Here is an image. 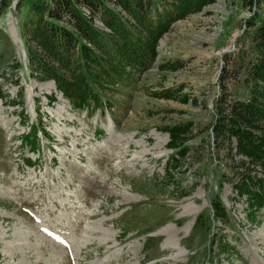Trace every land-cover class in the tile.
Segmentation results:
<instances>
[{
    "label": "rangeland",
    "instance_id": "obj_1",
    "mask_svg": "<svg viewBox=\"0 0 264 264\" xmlns=\"http://www.w3.org/2000/svg\"><path fill=\"white\" fill-rule=\"evenodd\" d=\"M54 1L0 0V264H264V187L253 189L256 195L235 188L248 174L252 188L264 185V170L237 153L234 137L213 129L253 85L238 54L249 49L264 0L206 2L172 21L135 68L110 55L123 43L138 50L150 41L147 33L163 8L172 11L171 0H144L143 22L116 0H100L92 11L74 0L98 30L91 38L67 11L34 12ZM105 10L122 35L103 25ZM49 24L75 31L92 52V99L109 109H94L95 101L88 111L75 109L53 73L43 72L48 55L37 59L33 34ZM79 46H56L48 57L53 69L57 56L69 60L57 72L67 80L81 72ZM37 123L46 136L36 138ZM185 123L191 127L180 147H171L169 127ZM217 195L223 218L210 201Z\"/></svg>",
    "mask_w": 264,
    "mask_h": 264
},
{
    "label": "trees",
    "instance_id": "obj_2",
    "mask_svg": "<svg viewBox=\"0 0 264 264\" xmlns=\"http://www.w3.org/2000/svg\"><path fill=\"white\" fill-rule=\"evenodd\" d=\"M78 1V0H77ZM83 2L87 8L97 10L99 6H101L100 0H80ZM117 5L122 9L127 10L133 16H137L138 12L142 10L144 0H116ZM210 0H171L172 11H168L163 8L157 14L155 29L151 28L149 33H147V37H150V41H148L145 45L138 47V50H142L138 52L136 48L127 47L126 43L121 45L120 49H117L116 52L110 57H116L118 59V65L122 68L125 66H129L135 68L137 66L143 65L145 62L143 61L144 55L153 54V50L149 49L146 51V47H152L153 44L163 32L168 30V26L170 23L176 19L183 18L189 13H195L201 7ZM245 3H249L251 0H243ZM55 5L51 7L47 4H37L34 7V12L38 14V16L42 17L48 14V12L56 9H60L62 11H67L69 16H71L75 22V26H77L78 30H81L82 35H86L88 38L91 36H97L95 31L98 33V30L92 27H89L86 22H89L86 18L81 16L79 12L73 7L74 0H55ZM66 9V10H64ZM174 12V15H172ZM101 22L105 27L111 30V35L118 37L122 35L119 29V22L114 18V13L111 11H103L101 14ZM142 13H139L138 21L143 22L144 17ZM133 16V17H134ZM254 16L253 18H255ZM39 21V20H38ZM86 21V22H85ZM257 26L253 28L249 33L250 38V46L247 50H241L238 54L242 60L239 62V69H242L245 72L246 81L252 80L253 85H251L249 93L246 98L240 100L235 103V105L231 108V113L228 112V115H222L218 120L214 121L213 129L218 131L219 134H225L229 140V137H234L236 140V151L238 154H241L251 161H255L262 166V170H264V131L263 127L259 124V119L264 118V17L257 18ZM119 23V24H117ZM254 24L255 22H250ZM53 24L46 25V27H40L38 30L34 31L33 39L35 40L36 46L39 51L36 53V50L32 51L34 54H37V59L45 57L47 54L48 57L53 55L56 52V46L62 44L71 43L73 47H77V44H80L77 57L75 60L77 64L81 67L80 74L74 75L71 79L67 80L66 76L63 73H57L58 70L67 66L66 62H69L67 58L63 55L57 56V64L58 69H53L48 64V57H46V61L43 62L45 73H53L51 78H53L57 82V88L62 93L64 97L69 99L71 103L76 107H82L89 105V99L92 97L97 98L96 92L94 88H98L96 85L92 86L93 83L88 84V80L90 79V75L87 71L86 60L90 61L89 54L92 53L89 51V48L83 45L81 42L78 43V40L74 39L78 36V33L75 31H67L60 30ZM147 29V28H145ZM62 33V34H61ZM248 35V34H247ZM147 41V40H146ZM57 44V45H56ZM105 46V45H104ZM105 48L108 51L107 46ZM54 50V51H51ZM45 51V55L43 52ZM119 51H125V55H121ZM76 52V51H75ZM151 54H150V53ZM96 53L93 52L92 55ZM126 54L133 59H126V62H123ZM30 59H33V56L30 54ZM53 60V57H51ZM244 59V60H243ZM98 61V62H97ZM94 61L98 68H101L102 60ZM47 69V70H46ZM103 70V69H102ZM69 74L72 75L71 71H68ZM104 72V71H103ZM105 74V72H104ZM65 78H64V77ZM191 125L188 123L185 124H174L170 126L169 130L171 132V137L173 142L170 143L171 147H175L177 141L185 135V133L190 129ZM174 144V145H173ZM181 144V142H180ZM180 144H177V147H180ZM186 151L185 147L179 148L178 153L181 155ZM251 176L248 174L244 176V179L235 185L238 193L240 195L243 194H251L253 189L263 188L264 185L260 182H257L256 187H251ZM255 195L257 194L255 190L253 191ZM260 197V196H259ZM260 199V198H259ZM218 201L219 205L216 204ZM211 204L214 212L221 216L225 215V209L219 201L218 195L217 198L213 197L211 199ZM221 209V213H220Z\"/></svg>",
    "mask_w": 264,
    "mask_h": 264
},
{
    "label": "bare ground",
    "instance_id": "obj_3",
    "mask_svg": "<svg viewBox=\"0 0 264 264\" xmlns=\"http://www.w3.org/2000/svg\"><path fill=\"white\" fill-rule=\"evenodd\" d=\"M33 99H34V97H33ZM154 134V133H153ZM159 142V141H158ZM159 144V143H158ZM161 147L163 146V145H165V143L163 142V143H160L159 144ZM123 151V150H122ZM126 151H128L127 149L126 150H124V154H126ZM121 155V154H120ZM122 157H123V155H122ZM128 164L130 165V166H134V164L131 162V161H128ZM77 247H78V244H77ZM108 259H109V257H108ZM171 260H174V257H171L170 258ZM119 260V259H118ZM102 263V262H101Z\"/></svg>",
    "mask_w": 264,
    "mask_h": 264
}]
</instances>
